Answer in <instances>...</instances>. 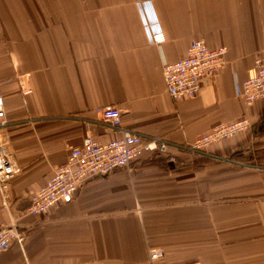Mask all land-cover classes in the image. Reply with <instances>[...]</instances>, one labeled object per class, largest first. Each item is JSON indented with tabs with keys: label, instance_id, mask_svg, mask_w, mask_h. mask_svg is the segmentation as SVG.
<instances>
[{
	"label": "crops",
	"instance_id": "1",
	"mask_svg": "<svg viewBox=\"0 0 264 264\" xmlns=\"http://www.w3.org/2000/svg\"><path fill=\"white\" fill-rule=\"evenodd\" d=\"M196 40L226 48V67L174 101L164 65ZM260 55L264 0H0V141L18 169L0 187V227L24 236L0 264H142L158 248L157 264H264V98L245 106L236 92ZM112 106L121 130L169 142L168 152L28 215L73 147L120 139L101 124L99 109ZM243 117L250 129L206 154L178 148Z\"/></svg>",
	"mask_w": 264,
	"mask_h": 264
},
{
	"label": "built area",
	"instance_id": "2",
	"mask_svg": "<svg viewBox=\"0 0 264 264\" xmlns=\"http://www.w3.org/2000/svg\"><path fill=\"white\" fill-rule=\"evenodd\" d=\"M163 39V35L159 32L150 34V42L155 45L163 43ZM227 53L224 47H218L215 50L209 49L205 40H196L190 43L187 57L179 59L173 64L166 63L164 65V79L171 99L179 101L181 98L197 96L206 77L225 69ZM254 65L255 68L248 79L236 87L237 96L243 100L245 106L251 107L255 101L264 98V55H260L254 61ZM25 93L28 94V92ZM3 103L0 97V129L4 131L8 123ZM99 111L102 113L101 124L120 131V139L103 144L87 136L80 146L73 147L67 161L63 165L61 164L53 176L47 180V183L34 192L29 199L26 211L28 215L45 214L58 203H70L76 195L75 193L89 179L105 177L116 169H128L145 153L163 154L168 152V147L171 146L169 142L121 130V112L115 107L100 108ZM250 122V119L243 117L232 123H221L205 136L195 140L192 145L178 148L191 153L206 154L210 145L247 132L251 127ZM7 144L5 139L0 141V187L6 185V182H10L18 171ZM11 202L12 199L8 195L3 199L5 207L9 206ZM23 238V232L17 224L0 227V253L5 252L13 242L21 243ZM163 257L164 253L160 248L150 249L148 260L142 264H157L158 261L164 259ZM86 264H93V262Z\"/></svg>",
	"mask_w": 264,
	"mask_h": 264
},
{
	"label": "rangeland",
	"instance_id": "3",
	"mask_svg": "<svg viewBox=\"0 0 264 264\" xmlns=\"http://www.w3.org/2000/svg\"><path fill=\"white\" fill-rule=\"evenodd\" d=\"M221 48H223V47H221ZM227 50V49H226ZM164 75V74H163ZM165 80V79H164ZM167 84V83H166ZM167 88V87H166ZM201 91V90H200ZM168 92V91H167ZM250 129V128H249ZM5 140H7V136H5V138H4ZM7 142V141H6ZM8 143V142H7ZM7 148H8V144H7ZM9 151V150H8ZM10 152V151H9Z\"/></svg>",
	"mask_w": 264,
	"mask_h": 264
}]
</instances>
